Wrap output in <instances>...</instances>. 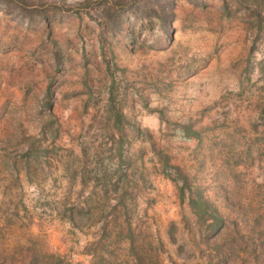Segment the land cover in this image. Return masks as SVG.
I'll list each match as a JSON object with an SVG mask.
<instances>
[{
	"label": "rangeland",
	"instance_id": "374dc122",
	"mask_svg": "<svg viewBox=\"0 0 264 264\" xmlns=\"http://www.w3.org/2000/svg\"><path fill=\"white\" fill-rule=\"evenodd\" d=\"M240 9L0 0V264H264V36ZM111 88L135 128H114ZM163 156L188 179L183 201ZM104 169L117 190L99 185ZM198 194L218 235L191 207Z\"/></svg>",
	"mask_w": 264,
	"mask_h": 264
},
{
	"label": "trees",
	"instance_id": "16d2710c",
	"mask_svg": "<svg viewBox=\"0 0 264 264\" xmlns=\"http://www.w3.org/2000/svg\"><path fill=\"white\" fill-rule=\"evenodd\" d=\"M234 1L235 2L237 1L241 5L240 10L243 15L244 22L250 25V29L253 32L255 31V39L257 40V39H260L262 36H264V12H262L258 8L259 0H234ZM224 9H225V13H227L228 16L232 15L230 5L226 1L224 2ZM259 69H260V72L264 74V60H262L259 63ZM110 91L111 92H110V98H109V106L111 108V111L114 112V128L119 132H122V130L126 126H131L135 128V124L131 122L123 112H121L120 110H115L116 109L115 108L116 98L114 97L113 88H111ZM261 107L262 108L260 110V115H259V127L263 129V136H264V103ZM181 127H182L184 134L187 137H198L199 136V132L193 131L190 125H183ZM115 137L116 136L114 135L110 136V138H112L113 140L116 139ZM124 140H125L124 135L119 136L118 140L116 141L118 143V146L115 148L116 156L119 161V166H118V169L115 170L114 173H112V175L117 176L119 180L121 178L125 179L127 177V174L123 173L124 168H122L124 167V163L126 162L124 160V149H123L124 142H125ZM112 150L113 149H111V151ZM162 162L164 166L163 174L171 178L175 183H177V185L179 186V190H180L181 200L182 201L185 200V191H186L185 189L190 190L191 188L188 183L187 177L184 176V174L178 167L170 165L168 156H163ZM172 170L175 172L173 173ZM109 173L110 171L108 169L103 170L102 172L103 182L99 184L101 185L102 189L106 192L110 190L111 186H113L114 189L117 190V185H118V183H115V182L112 183V176H110ZM119 180L117 182H119ZM180 181H182L181 184H180ZM120 202L122 205L126 206L123 197L120 198ZM189 202L195 214L198 216V219L206 224L207 231H213V233H216V235H218L219 232L224 227L223 219L219 215L216 214L215 210L211 209V205H209L208 202L203 200V198L199 194L195 198L191 197ZM125 217H126L125 223H126V230H127V238L129 239L131 243H134L135 236H134V232L131 228V224L128 219V212H126ZM105 229H106V226L104 225L101 228V233H102L101 239L103 236L106 235ZM120 235L121 234L118 232L115 233V238L121 239L122 236ZM215 249L217 253H220V249H221L220 246L217 245ZM138 261H141V259H139ZM55 264H64L63 259L60 256L57 257Z\"/></svg>",
	"mask_w": 264,
	"mask_h": 264
}]
</instances>
